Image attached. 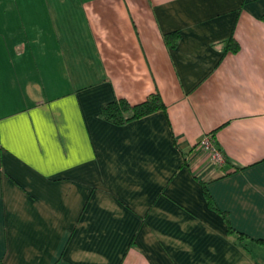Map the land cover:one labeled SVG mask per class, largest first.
Wrapping results in <instances>:
<instances>
[{"label":"crops","instance_id":"0c3cea01","mask_svg":"<svg viewBox=\"0 0 264 264\" xmlns=\"http://www.w3.org/2000/svg\"><path fill=\"white\" fill-rule=\"evenodd\" d=\"M17 1L0 0L3 263L264 264V0ZM153 92L164 110L100 115Z\"/></svg>","mask_w":264,"mask_h":264},{"label":"trees","instance_id":"16d2710c","mask_svg":"<svg viewBox=\"0 0 264 264\" xmlns=\"http://www.w3.org/2000/svg\"><path fill=\"white\" fill-rule=\"evenodd\" d=\"M170 35H174V37H177L178 35L176 33H170ZM165 40L169 44H174V42H169V34L167 33L165 35ZM233 42L232 49L236 50L238 47V44L235 40L230 39ZM164 110L165 104L163 100L161 99V96L158 92H153L147 95V97L139 102V103H130L124 98H117L114 99L105 105H103L100 109V115L109 120L113 123L120 124L124 123L136 118L143 117L145 115H148L152 112H155L156 110ZM204 191L207 196L208 203H211V196L209 195V192L206 189V186H204ZM214 209H216L215 205H210ZM223 215L224 213L221 212ZM238 232V238L240 240L243 239V237H246L247 235L241 231ZM257 241L264 242V239H256ZM0 264H4L3 261L0 259Z\"/></svg>","mask_w":264,"mask_h":264},{"label":"built area","instance_id":"2783aa9c","mask_svg":"<svg viewBox=\"0 0 264 264\" xmlns=\"http://www.w3.org/2000/svg\"><path fill=\"white\" fill-rule=\"evenodd\" d=\"M197 146L208 153L209 160L213 164L221 165L225 160V155L216 146L210 134H205L199 140Z\"/></svg>","mask_w":264,"mask_h":264},{"label":"rangeland","instance_id":"374dc122","mask_svg":"<svg viewBox=\"0 0 264 264\" xmlns=\"http://www.w3.org/2000/svg\"><path fill=\"white\" fill-rule=\"evenodd\" d=\"M25 0H18L17 3H16V9H19V10H23L25 7H24V4H25ZM3 6H5V3H3ZM35 8V7H34Z\"/></svg>","mask_w":264,"mask_h":264}]
</instances>
